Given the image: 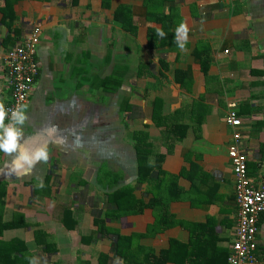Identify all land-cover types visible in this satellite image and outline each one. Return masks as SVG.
<instances>
[{"label":"crops","instance_id":"obj_1","mask_svg":"<svg viewBox=\"0 0 264 264\" xmlns=\"http://www.w3.org/2000/svg\"><path fill=\"white\" fill-rule=\"evenodd\" d=\"M3 5L0 0V101L6 105L10 95L4 56L38 26L39 71L26 103L29 120L20 143L29 149L47 144L50 155L30 174L9 175L11 158L0 152V182L6 184L2 220L10 222L18 212L27 224L5 229L1 238L22 240L36 264H106L107 259L108 264H156L149 262L150 250L159 256L172 240L183 245L173 249L177 260L188 256L184 263L223 264L237 216L227 152L231 128L225 122L230 103L242 118L248 175L264 179V0H166L163 16L155 19H147L143 0H109L104 5L101 0H78L76 5L70 0H15L13 21L4 18ZM117 7L131 13L135 34L115 25ZM182 22L189 29L187 42L177 40ZM150 28H167L177 45L150 52ZM196 52L208 63L205 75ZM160 58L168 68L155 89L148 72L158 73ZM176 72L191 79L189 89L175 81ZM110 75L120 80L114 90L102 85ZM155 96L163 100L164 114L183 109L178 122L187 126L185 136L170 152L160 145L161 128L151 119ZM124 100L136 107L131 119L120 110ZM142 124L164 154L161 168L179 174L182 198L171 201L168 210L181 223L151 233V208L106 217V227L119 235L140 234L134 245L120 247L125 261L114 254L116 234L96 231L94 211L105 207L97 176L105 169L121 176L119 185L135 184L138 160L128 129ZM52 126L56 131L49 134ZM145 188L146 183L137 187L136 196L144 195ZM65 208L77 221L72 229L64 225ZM38 239H50L54 251L43 249ZM256 249L264 264V220Z\"/></svg>","mask_w":264,"mask_h":264},{"label":"trees","instance_id":"obj_2","mask_svg":"<svg viewBox=\"0 0 264 264\" xmlns=\"http://www.w3.org/2000/svg\"><path fill=\"white\" fill-rule=\"evenodd\" d=\"M14 1L15 0H4V5L2 7L4 18L10 19L11 21L16 18V15L12 10ZM101 1L102 5H104L105 3L107 4L109 0ZM104 1L106 2L104 3ZM143 1L146 8L147 19H155L163 16V14H161L162 5L165 4L166 0ZM77 2L78 0H70L72 5H76ZM113 21L115 25L122 27L129 33L135 34L137 28L134 26L131 13L128 10L127 12H124L121 7H117L114 11ZM163 32L164 36L160 37L157 35V30L151 28L148 30L147 49L150 52L164 51L170 46L177 45L174 35L168 31L167 28H164ZM14 36H16L14 39L17 41L19 38V30L14 32ZM196 57L199 59L198 63L205 75L208 63L205 60L200 59V53L198 52H196ZM159 61L161 70L159 69L157 74L148 72L149 75L155 79V82L151 84L152 88L155 89H157L159 84H161V78H165V74H163L162 70H166L168 68L167 63L162 58H160ZM174 79L180 83L182 88L189 89L188 85L191 83V79H189V77H179L176 72ZM110 80L115 83L109 84L108 81ZM102 85L104 89L114 90L120 85V80L115 78V76L110 75L109 78H105L103 80ZM150 105L152 108L151 119L157 127L161 128V136L159 138V141L161 142L160 145L165 147L167 151L170 152L174 144L181 141L185 136L187 126L178 122V116L183 113V109H178L170 114H164L163 100L158 96H155L152 99ZM120 110L126 111L128 118L131 119L132 115L135 114L136 107L131 104L129 100H124L122 101ZM147 127L148 125L146 124H142V126L138 128H136V126H131V128H129L128 125V137L132 141L138 160L135 184L119 185L121 176L118 173L105 169L100 170L97 176V184L104 189L105 207L104 210L94 211L93 220L94 224L98 227V230L96 231L101 234L109 232L116 234L114 254L124 258L125 261H127V255L120 249V247L134 245L137 241L136 239L140 237V234L131 233L126 236L119 235L115 230L106 227L104 222L106 217L118 218L123 215L138 214L145 208H151L153 210L154 222L149 226V232H159L165 228L171 227L172 225L181 223L176 220L168 210V205L171 201L182 198V190L177 183L179 174H171L161 168V162L164 154L157 151L153 140H151L149 136ZM182 175L183 173L181 172L180 176ZM143 183H146L145 193L144 195L138 197L135 194V189L140 187ZM5 193L6 184L4 182H0V264H30V260L33 259V254L27 250L22 240L12 239L10 241H4L1 238L2 232L5 229L24 227L27 225L23 216L18 212L14 214V217L10 222H4L2 220ZM79 198L84 199L85 203L88 205L95 206L91 199L88 198L87 200V196L85 194H79ZM69 220H71V222H69ZM262 221L263 220L260 221V225ZM76 223V219H73V212L70 209L65 208L64 225L68 229H72L76 226ZM38 241L39 243H42L43 249H46V251H54V248L51 247L53 244L50 239L45 241L42 240V242L38 239ZM175 246H178L179 248L183 247V245L176 240H172L170 249L160 251L159 256L154 255V252L150 250L151 260L150 257H148V260H150L149 262L164 264L168 261H173L174 264H189L188 262L184 263L186 259L189 258L188 256H182L179 260L171 256ZM228 255L229 254L227 253L225 259L222 260L223 264H227ZM128 261H130V259ZM106 264H108V259ZM131 264H133V262H131Z\"/></svg>","mask_w":264,"mask_h":264},{"label":"built area","instance_id":"obj_3","mask_svg":"<svg viewBox=\"0 0 264 264\" xmlns=\"http://www.w3.org/2000/svg\"><path fill=\"white\" fill-rule=\"evenodd\" d=\"M39 36L40 28L36 26L4 56L6 88L10 93L8 108L28 101L39 71L36 58ZM225 122L231 128L227 152L237 206L227 264H262L256 253V234L260 221L264 220V179L255 181L248 175L246 151L242 146V118L235 103L228 104Z\"/></svg>","mask_w":264,"mask_h":264},{"label":"clouds","instance_id":"obj_4","mask_svg":"<svg viewBox=\"0 0 264 264\" xmlns=\"http://www.w3.org/2000/svg\"><path fill=\"white\" fill-rule=\"evenodd\" d=\"M188 31L187 25L182 22L176 29L177 40L183 37L187 42ZM157 35L163 37V30L157 29ZM179 47L183 49L184 44H179ZM28 108L27 104H17L8 108L3 101H0V152L11 158L7 163L9 175L30 174L36 164L46 163L49 159L50 153L47 144L29 149L20 143L24 137V126L29 120ZM48 131L49 134H53L56 131L55 126L50 127ZM38 179L39 187H43L42 179ZM30 264H36V259H31Z\"/></svg>","mask_w":264,"mask_h":264}]
</instances>
